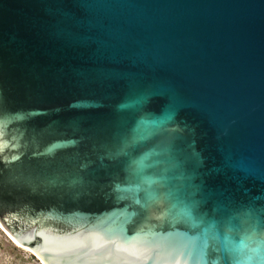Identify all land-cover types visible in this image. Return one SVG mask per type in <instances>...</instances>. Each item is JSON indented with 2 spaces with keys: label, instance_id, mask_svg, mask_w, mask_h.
<instances>
[{
  "label": "water",
  "instance_id": "1",
  "mask_svg": "<svg viewBox=\"0 0 264 264\" xmlns=\"http://www.w3.org/2000/svg\"><path fill=\"white\" fill-rule=\"evenodd\" d=\"M0 229L41 264H264V0H0Z\"/></svg>",
  "mask_w": 264,
  "mask_h": 264
},
{
  "label": "rangeland",
  "instance_id": "2",
  "mask_svg": "<svg viewBox=\"0 0 264 264\" xmlns=\"http://www.w3.org/2000/svg\"><path fill=\"white\" fill-rule=\"evenodd\" d=\"M0 264H41L31 253L23 251L0 229Z\"/></svg>",
  "mask_w": 264,
  "mask_h": 264
},
{
  "label": "bare ground",
  "instance_id": "3",
  "mask_svg": "<svg viewBox=\"0 0 264 264\" xmlns=\"http://www.w3.org/2000/svg\"><path fill=\"white\" fill-rule=\"evenodd\" d=\"M16 245V244H15ZM17 246V245H16ZM23 250V249H22ZM24 251V250H23ZM27 252V251H26Z\"/></svg>",
  "mask_w": 264,
  "mask_h": 264
}]
</instances>
